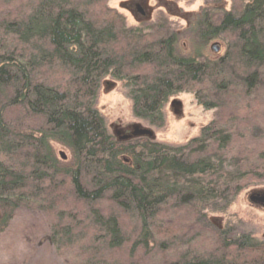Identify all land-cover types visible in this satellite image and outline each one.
Wrapping results in <instances>:
<instances>
[{
  "label": "trees",
  "instance_id": "16d2710c",
  "mask_svg": "<svg viewBox=\"0 0 264 264\" xmlns=\"http://www.w3.org/2000/svg\"><path fill=\"white\" fill-rule=\"evenodd\" d=\"M107 1L0 0V233L22 209L52 219L58 251L90 244L81 264L126 249L129 264H264V240L211 218L264 183V0L201 10L189 55L165 22L128 27ZM105 77L151 127L179 93L215 118L180 145L115 138L96 109Z\"/></svg>",
  "mask_w": 264,
  "mask_h": 264
},
{
  "label": "rangeland",
  "instance_id": "374dc122",
  "mask_svg": "<svg viewBox=\"0 0 264 264\" xmlns=\"http://www.w3.org/2000/svg\"><path fill=\"white\" fill-rule=\"evenodd\" d=\"M237 1L108 0L106 6L121 15L128 27L165 22L179 37V53L189 55V29L201 10L218 7L229 11L237 5ZM213 45L219 47L218 53L213 52ZM223 53L224 45L218 39L209 42L204 51V55L210 59H216ZM96 109L104 118L108 133L115 138L147 137L170 145L184 144L198 136L201 128L215 118V110H204L192 93H179L163 107V128L151 127L133 116L123 83L111 77H105L100 82ZM55 149L57 155H67L60 147L56 146ZM211 218L217 226H230L238 232L252 234L257 240H264V183L251 182L225 213L214 214ZM51 222L52 219L43 212L22 209L16 212L8 228L0 233V264H81L83 259L79 252L90 244H78L72 248L64 246L58 251L49 240ZM194 234L193 230H188L180 234L179 240ZM124 252L114 256L111 264L131 263L126 255L127 249Z\"/></svg>",
  "mask_w": 264,
  "mask_h": 264
},
{
  "label": "water",
  "instance_id": "95a60500",
  "mask_svg": "<svg viewBox=\"0 0 264 264\" xmlns=\"http://www.w3.org/2000/svg\"><path fill=\"white\" fill-rule=\"evenodd\" d=\"M212 50H213L214 53H218L219 47L217 45H213L212 46Z\"/></svg>",
  "mask_w": 264,
  "mask_h": 264
}]
</instances>
